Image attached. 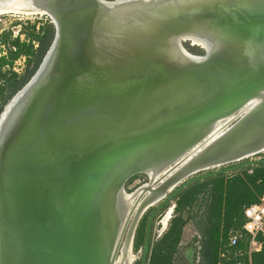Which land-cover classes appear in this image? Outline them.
Listing matches in <instances>:
<instances>
[{"label":"water","instance_id":"95a60500","mask_svg":"<svg viewBox=\"0 0 264 264\" xmlns=\"http://www.w3.org/2000/svg\"><path fill=\"white\" fill-rule=\"evenodd\" d=\"M22 1L0 0V16L27 14L17 10ZM24 1L45 10L29 15L47 16L55 34L14 97L27 88L25 95L0 114V264H114L126 183L175 164L131 234L132 247L157 205L146 264L163 205L192 182L261 162L188 179L243 161L230 137L242 121L264 120L263 99L187 157L217 122L264 93V0Z\"/></svg>","mask_w":264,"mask_h":264},{"label":"trees","instance_id":"16d2710c","mask_svg":"<svg viewBox=\"0 0 264 264\" xmlns=\"http://www.w3.org/2000/svg\"><path fill=\"white\" fill-rule=\"evenodd\" d=\"M54 34V26L46 20L37 32L34 30L26 36L25 41L19 37L11 38V34L1 36L0 47L6 48V53L0 56V114L35 74L52 44ZM184 48L195 56L204 54L200 48L186 45ZM20 58H24L25 69L22 74H17L12 72L11 67ZM233 171L230 176H226L229 172L224 171L204 177L177 193L173 198V217L156 241L152 237V219L146 264H172L183 230L190 221L194 222L200 235L199 250L194 255L198 254V264H235L234 260L221 259L220 254L227 243L228 232L242 226L243 209L258 203L264 196V160ZM155 208L140 220L134 238L135 251L143 250L147 223ZM252 263L264 264V243L261 252L252 256ZM136 264H141V260Z\"/></svg>","mask_w":264,"mask_h":264},{"label":"rangeland","instance_id":"374dc122","mask_svg":"<svg viewBox=\"0 0 264 264\" xmlns=\"http://www.w3.org/2000/svg\"><path fill=\"white\" fill-rule=\"evenodd\" d=\"M29 14L28 13L27 14L11 13V14H5V15L0 16V38L3 34H11V38L19 37L21 41H25L26 36H28L29 34H32L34 30H35V32H37L41 28V26L43 25V22H45L46 20H49L48 17L45 15H29ZM184 45L190 46L189 43H185V44H183V46ZM199 45L201 46V44H199ZM197 46H192V47L199 49V47H197ZM0 50H1L0 56H4L6 53V48L3 49V47H0ZM24 69H25L24 58H20L19 60H16L11 67L12 72H15L17 74H22ZM8 103H7V105H8ZM262 160H264V153L256 155L254 157H250L246 160L240 161L239 163H234V164H230V165H227V166H224L221 168H216V169H212L210 171L198 173L196 175L189 177L188 179L194 178L196 176L204 175V174H207L210 172H214L216 170H222V169L230 168L233 166H237V165L243 164L245 162H249V161L255 162V161H262ZM174 166H175V164L173 166L167 168L162 173L160 172V173L155 174V173L151 172V174L153 176H155L154 180H151V178L148 177L147 175L141 174V175H137V176L131 178L126 183V185L124 187V191L128 195H130V194L133 195V198H131L130 201L129 200L126 201V206L124 205L123 216L120 218L121 222H122L121 235L123 232H125V233H124V236H123V238L119 244L117 255H116V260L119 259V257L123 254L122 251L125 249L126 241H127V239H125V236L128 235V232H129L128 227L130 229V225L133 222L132 220H134L137 216H139L143 212V205H144L145 200L143 202H142V200L144 198L146 199L147 195H148L147 194L148 191L146 189H142L138 193H134V192L137 189L139 190L141 187L146 186V185H147L146 187H149L151 185H154L153 188L158 187L161 184V182L163 183V181L165 180V178L163 179V176ZM250 166H252V165H250ZM233 170H235V169H233ZM233 170L228 171L229 173H226V176H230L231 174H233L232 172H235ZM188 179H186V180H188ZM150 180H151V182L152 181H154V182L151 183ZM185 181H183L182 183H184ZM182 183H180V184H182ZM132 193H134L135 196ZM156 206L157 205L149 208L146 211V213L143 215V217L145 215H148L150 213V210L155 208ZM138 208H140V209H138ZM173 210H174V202H169L166 208H164L162 210H158V212L153 217L152 237H153L154 241H156L158 238H160V236L166 231V229L168 227V223L171 220V218L173 217ZM137 212H139V213H137ZM165 221H167V222H165ZM135 234H136V232H135ZM199 242H200V235H199V233L195 227L194 222L190 221L185 226V228L183 230L181 242L179 244V250H178V253L174 256V260H173L172 264H198V262H199L198 254H196L195 257H194V255L199 250ZM130 248H131V250H130ZM129 251L131 252V253L129 252V256L131 255L130 257L132 259V264H136L137 262H139L141 260L142 250L141 249H139L137 251L134 250V241H133L132 247L129 245Z\"/></svg>","mask_w":264,"mask_h":264},{"label":"bare ground","instance_id":"6f19581e","mask_svg":"<svg viewBox=\"0 0 264 264\" xmlns=\"http://www.w3.org/2000/svg\"><path fill=\"white\" fill-rule=\"evenodd\" d=\"M21 3L24 6L19 8V9H17L18 11L27 12L28 14L29 13L30 14H32V13H34V14L35 13H45L44 12L45 10H41V9L37 8L36 6H34L32 3L28 2V1H24L23 0ZM9 10H10L9 8L5 9L3 14L9 12ZM187 37H189L191 39V41L193 42V45H198L199 46V44H201L200 40H197L196 38L191 37V36H187ZM186 39H183V40H186ZM57 43L54 46V49L56 48ZM45 64L48 66L47 61L45 62ZM34 83H35V80H34V82L31 85H34ZM26 91H27V88L24 91L20 92L16 97L13 98V100H11L9 102V104L6 106L4 114L2 115V118H5L7 116V114L10 111L13 110L14 106L16 105V103L25 95ZM263 94H260V95H258L256 97H253L252 99L248 100L233 115L228 116L225 119L220 120L219 122H217L215 124V126L213 127V129L211 130V132L209 133L208 137L204 141H202L200 144H198L191 151V153H189V155H187V157H189V159H191L196 153L200 152L205 146H207V145L211 144L213 141H215L233 123L238 121L243 116L247 115L250 111L258 108L259 106H261V104H263V99H264V95ZM259 121L262 124H259L258 121L257 122L253 121L252 124H249V122H247V121H245V122L242 121V123L238 126L239 128L237 127L238 128L237 132H234L235 135L233 133L232 137H230L228 143L230 144L231 147H233L236 150L235 153H239V154L236 155V157L239 158L242 155H244L243 156L244 158L242 159V160H244V159H248L250 157H254L257 154L264 153V120L261 119ZM250 152H254V153H250ZM188 172L189 171H186L185 174L188 173ZM189 173H191V171ZM147 175L151 178V180L155 179V176H153L151 174V172H149ZM151 180H150V182H151ZM152 182H154V181H152ZM146 186H143L142 188H140L137 191V193L140 192V190H142V189H146L148 191L147 192V194H148L147 198L144 201L143 210L147 206H151L150 204L152 202H154L155 198H156L155 197L156 195L154 194L155 192L153 193V190H156L155 188H153L154 185H151L149 187H146ZM171 187L172 186H169L168 189L171 188ZM134 196H135V194H134ZM131 198H133V195H131V194L128 195L126 192H123L122 195H121V201L123 203V206L124 205L126 206V201H128V200L130 201ZM138 209H140V208H138ZM137 213H139V212H137ZM137 218H138V216L134 220H132L133 222L130 225V229L128 227L129 232H128V238H127V241H126L125 249L122 251L123 254L121 253L122 255L119 257V259H117L114 262V264H132V259L130 257L131 255L129 256V252H130L129 251V245H130L131 234H132V231H133V228L135 226ZM165 222H167V221H165ZM119 227H120V230H122V222H121ZM130 250H131V248H130Z\"/></svg>","mask_w":264,"mask_h":264},{"label":"built area","instance_id":"2783aa9c","mask_svg":"<svg viewBox=\"0 0 264 264\" xmlns=\"http://www.w3.org/2000/svg\"><path fill=\"white\" fill-rule=\"evenodd\" d=\"M263 243L264 196L258 203L243 209L242 226L228 232L227 243L220 258L226 261L234 260L235 264H253L252 256L261 252Z\"/></svg>","mask_w":264,"mask_h":264}]
</instances>
